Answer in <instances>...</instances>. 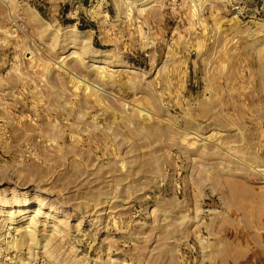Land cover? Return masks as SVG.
<instances>
[{
	"label": "rangeland",
	"instance_id": "rangeland-1",
	"mask_svg": "<svg viewBox=\"0 0 264 264\" xmlns=\"http://www.w3.org/2000/svg\"><path fill=\"white\" fill-rule=\"evenodd\" d=\"M28 262L264 264V0H0V264Z\"/></svg>",
	"mask_w": 264,
	"mask_h": 264
},
{
	"label": "bare ground",
	"instance_id": "bare-ground-1",
	"mask_svg": "<svg viewBox=\"0 0 264 264\" xmlns=\"http://www.w3.org/2000/svg\"><path fill=\"white\" fill-rule=\"evenodd\" d=\"M28 204H29V202L25 201L23 207L26 208L28 206ZM41 206H42V204L39 205V207H41ZM25 210L23 209L20 212H25ZM51 210L53 211V208ZM38 211H39V209H38ZM20 212H19V214L23 215V213H20ZM10 217H12V216H10ZM34 221H35L34 219L31 220L32 223ZM77 222H78V224L76 226L79 227L82 224V218L79 219ZM21 229L22 228H20L19 230H21ZM55 232L57 234H62L63 231L57 228V230ZM51 237L52 236L46 237L45 239L42 238L43 239L42 240L38 237L37 232H35L33 230L23 231L20 233V238L14 241L13 247L20 249V248H23L24 246H27L30 249L32 255L35 253L34 250L42 249L50 259H52L54 261H59L58 260V258H59L58 251L60 249L55 244V242H53V239ZM28 264H29V262H28Z\"/></svg>",
	"mask_w": 264,
	"mask_h": 264
}]
</instances>
